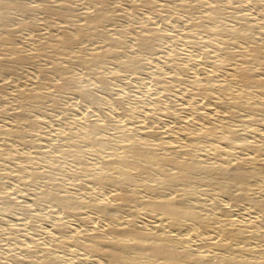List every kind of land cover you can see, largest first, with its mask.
<instances>
[{
	"label": "rangeland",
	"instance_id": "obj_1",
	"mask_svg": "<svg viewBox=\"0 0 264 264\" xmlns=\"http://www.w3.org/2000/svg\"><path fill=\"white\" fill-rule=\"evenodd\" d=\"M148 1L67 0L72 12L53 22L41 8L57 0H25L28 14L11 9L0 22V37L13 34L12 46L1 45L0 56L11 58L16 46L29 58L0 66V264H42L50 258L61 264H120L85 247L92 234L109 241L111 227L166 234L174 241L171 247L208 258L179 264H221L230 258L264 264V212L254 207V201L264 198V175L252 180L244 195L235 185L197 181L184 185L185 194L162 191L165 199L183 197L200 206L206 218L201 228L188 219L169 222L143 207L142 200L153 197L146 185L164 186L158 174L169 171L168 166L160 163L150 174L130 167L132 182H125L130 199L120 206L118 187L104 182L109 174L119 176L118 169L104 166L114 153L131 157L124 148L127 140L153 143L158 153L185 150L200 162H217L215 167L221 160H241L249 169L264 171V85H245L237 75L238 68L253 63L250 46L264 45V0ZM98 2L109 13L100 28L103 37L76 39L70 52L56 58L116 46L119 55L96 63L87 75L82 66L68 62L65 75L91 95L82 99L75 89L56 88L58 74L38 77L36 69L53 63L44 57L60 40L61 30H70L84 13L92 14ZM212 6L218 16L204 19L213 14ZM238 17L252 28L247 39L217 33L220 27H235ZM29 21L32 25L23 29ZM146 33L153 40L144 51L133 38ZM37 46L42 50L34 55ZM126 57L137 67L126 68ZM250 73L253 80H264V65H250ZM35 85L40 87L36 96L22 102L20 97ZM241 89L248 95L240 96ZM207 123L220 129L201 135L196 145L194 139ZM98 125L103 126L96 129ZM97 139L105 144L94 146ZM49 190L72 197L77 205L59 210L42 197ZM90 204L105 205L107 212Z\"/></svg>",
	"mask_w": 264,
	"mask_h": 264
},
{
	"label": "bare ground",
	"instance_id": "obj_2",
	"mask_svg": "<svg viewBox=\"0 0 264 264\" xmlns=\"http://www.w3.org/2000/svg\"><path fill=\"white\" fill-rule=\"evenodd\" d=\"M139 3L148 5V0H138ZM101 2V1H100ZM100 2L96 4L95 9H93L92 14L84 13L80 16V20L77 23L72 22L70 30L63 29L60 32V40L57 43H53L47 52L45 53V59L49 62L48 59H53V63L49 67H39L36 69L38 77H45L50 73H56L59 76V82L56 85L58 89H75L78 91V95L82 99L91 98L90 93L86 89H80L77 85L78 81L72 78L67 77L66 71L69 67L68 62L72 61V63H76L83 67V72L85 75L90 73L92 67L96 63L104 62L107 59L113 58L116 55H119L116 50V46L112 48L111 44H109L104 49H99L97 51H92L90 54H85L82 52H78L71 56V58L58 61L56 58L63 53V51L70 52L72 43L79 38H99L103 37V34L100 31L101 26L107 21L109 13L101 10ZM17 9L26 14L29 13V7L25 3V0H0V22L4 19L8 18L9 10ZM42 11L46 17H52L54 20L60 21L59 19H63L66 17L67 13L72 12V8L68 5L67 0H57V3L53 5H42ZM213 14L208 17H204V19L214 21L215 16H218V11L215 7H211ZM29 19V18H28ZM237 25L233 28H223L220 27L217 33L226 34L234 39L245 40L249 37L252 28L245 26V21L238 17ZM46 20V19H45ZM198 21H201V18H198ZM57 23V22H56ZM31 22H27L24 28L30 27ZM6 34V33H5ZM12 31H7V35L4 37H0V46L1 45H10L12 46L13 37ZM152 35L144 34L137 35L133 38L134 44L139 47L141 50L147 51L150 50L152 44ZM105 38H107L105 36ZM113 39V38H112ZM110 40V39H109ZM108 40V41H109ZM111 42V41H109ZM118 43H113L116 45ZM45 48V47H44ZM42 48L37 46L34 50V55H38L39 51ZM36 52H38L36 54ZM11 58L7 59L4 57L5 55L0 56V66L5 64L15 65L19 63H24L28 61V57L22 54L19 47H12ZM6 54V53H3ZM230 56L232 54H229ZM233 55H235L233 53ZM251 62L249 65L244 67H240L237 69L238 78L241 81H244L245 85L254 84V85H264V80H253L252 75L250 73V65H264V45L256 44L254 46H250L249 48V59ZM51 61V62H52ZM123 65L126 68H136V62L132 61L130 58L126 57ZM49 64V63H48ZM81 67V69H82ZM26 90V93L22 95L21 101L24 102L28 99L34 98L36 96V92L40 89V87ZM103 86V84H102ZM2 89V85L0 84V90ZM28 91V92H27ZM74 91V90H73ZM23 94V93H22ZM240 96H247L248 92L244 89L239 91ZM264 97V93H263ZM83 101V100H82ZM21 102V103H22ZM97 112L100 114L102 110L95 107ZM264 108V107H263ZM21 119V117H20ZM19 120V119H18ZM24 120V119H23ZM21 122V121H19ZM24 122V121H22ZM25 124L32 125L30 122L25 120ZM25 126V125H24ZM25 126V127H26ZM103 126V125H102ZM102 126L98 125L95 128L100 129ZM29 127V126H28ZM17 129V128H16ZM203 132L198 135L197 138L194 139L196 141V145H198V138L203 134H210L214 129H220L217 125H212L207 123L203 126ZM13 133H19L18 130H13ZM73 132V131H72ZM5 135H11L13 133L3 132ZM1 133V134H3ZM3 134V135H4ZM232 134V133H231ZM16 135V134H15ZM12 135V136H15ZM94 140V139H93ZM91 143V142H90ZM94 146H103L105 142L103 140L97 139L93 141ZM154 144L149 143L148 141L143 143H136L132 140H127L124 148L129 151L131 154L130 158H126L123 156V152H117V154H113V157L107 162L104 163V166L118 169L119 176H113L109 174V176H105V183L109 185L117 186V193L115 195L116 204L122 205L123 203L129 201L130 194L129 191L125 188V182H132L131 176L129 174V169L135 168L136 170L142 173H149L152 167L156 169L159 167V164H163L165 166L170 167L169 171H163L161 169L158 177H161V180L164 186L157 187L154 184L146 185V189L153 194V197L150 199L142 200V205L145 209L155 210L160 216L167 219L169 222H173L177 219H188L192 221V223L197 227L201 228L206 224V218L202 216L200 206L191 204L187 198L179 197V198H169L165 199L160 196L162 191L171 190L174 194L177 192L179 194H185L186 189L184 185L197 181V182H205L208 185H219L224 187L225 185H235L238 190L239 195H244L249 190L252 189L251 182L256 177L264 175V171L262 169H249V167L244 166V161L239 160L237 163H229L226 160H221V163L215 167L214 165L207 164L205 162H200L197 159L191 158L188 153L184 151H180L174 154H170L167 152L158 153L154 149ZM74 148V147H73ZM119 148V147H118ZM166 150V148H163ZM73 151V149H72ZM120 151V149H119ZM76 151H74L75 153ZM125 152V151H124ZM122 153V154H120ZM128 153V152H127ZM77 155V152L75 153ZM184 155L187 157L182 158L180 155ZM76 157V156H74ZM246 161H252L251 158ZM241 162V163H240ZM243 164V165H242ZM159 171V170H158ZM151 172V171H150ZM150 174V173H149ZM34 175V174H33ZM36 176V175H35ZM102 179V178H101ZM156 179V178H155ZM159 179V178H158ZM154 180V179H153ZM157 181V180H156ZM124 183V184H123ZM161 184L160 182H158ZM234 186V187H235ZM42 197L44 200L53 202L54 206L62 211H69L74 209L77 205L75 200L70 196H62L58 195L56 191L49 190L43 191ZM94 205L95 208L101 213H106L107 209L105 205ZM254 207L262 210L264 212V198L260 200L254 201ZM203 209V208H202ZM132 212V211H131ZM129 214L132 216L134 213ZM206 213V212H204ZM207 214V213H206ZM205 214V215H206ZM207 216V215H206ZM108 234L110 235V240H104L102 236L97 234H92L89 236V240H86L85 247L90 252H98L104 258L111 262H120L122 263H131V264H142L141 261L143 259L148 260H162L163 264H179L181 261H207L208 258L202 257L199 255H195L193 253L188 252L186 249H175L171 247L174 243L173 239H171L166 234L155 233L153 231H144L137 227H111L109 228ZM261 237L264 240V233H261ZM232 254V253H231ZM230 258V257H229ZM262 261H264V254L261 255ZM42 264H61L56 259H43ZM143 262V261H142ZM156 262V261H155ZM221 264H254L247 261H234L232 258L224 261Z\"/></svg>",
	"mask_w": 264,
	"mask_h": 264
}]
</instances>
